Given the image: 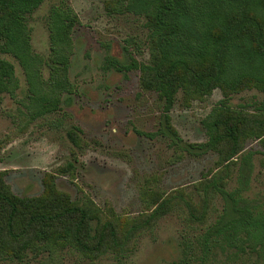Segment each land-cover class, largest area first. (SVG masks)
I'll return each mask as SVG.
<instances>
[{"label":"rangeland","instance_id":"374dc122","mask_svg":"<svg viewBox=\"0 0 264 264\" xmlns=\"http://www.w3.org/2000/svg\"><path fill=\"white\" fill-rule=\"evenodd\" d=\"M110 2L45 0L28 16L32 47L44 58L50 51V11L70 8L77 16L69 66L74 91L61 96L55 112L32 119L35 95L19 64L2 55L14 65L19 89L14 96L0 95V173L16 196L30 198L42 195L44 179L55 174L57 189L74 202L89 199L103 211L113 210L122 234L144 214L143 193L149 189L182 194L199 210L206 200V217L198 213L201 220L193 219L179 201L126 251L99 259L70 247L52 255L29 251L20 258L2 253L0 264H264L261 142L251 134L242 139L244 150L224 181L219 155L192 149L208 141L205 121L214 110L264 113V93L255 88L230 95L220 89L203 96L180 91L168 126L164 101L142 89L141 71L134 68V60L138 66L151 62L146 19L111 11ZM69 164L75 171L57 174ZM213 182H224L223 192L212 188ZM241 218L246 227L215 232Z\"/></svg>","mask_w":264,"mask_h":264},{"label":"trees","instance_id":"16d2710c","mask_svg":"<svg viewBox=\"0 0 264 264\" xmlns=\"http://www.w3.org/2000/svg\"><path fill=\"white\" fill-rule=\"evenodd\" d=\"M110 1L109 9L115 6L111 11L146 19L151 62L138 66L134 60V68L141 71L142 89L156 92L164 101V120L168 126L169 110L180 91L203 96L220 89L230 95L255 88L264 93V0ZM44 2L0 0V95L14 96L19 89L15 67L4 55L19 64L30 92L35 95L33 120L57 111L61 96L74 91L69 66L77 16L70 8L50 11V51L44 58L34 51L27 24L28 16ZM205 128L208 141L190 147L219 155L220 166L224 167L219 177L223 181L237 166L244 150V137L255 136L264 148V113L239 114L227 108L216 109L205 121ZM73 171L75 166L69 164L58 168L57 174ZM4 175L0 173V254L11 258L37 250L52 255L58 248L70 247L99 259L114 250L126 251L135 237L153 228L179 201H184L193 219L201 220L196 215L205 218L207 213L206 200L199 210L182 194L165 195L149 189L143 193L144 214L122 234L113 210L103 211L89 199L74 202L57 189L55 174L47 175L43 194L33 198L16 196ZM203 185L204 182L200 187ZM211 185L219 192L226 186L224 182ZM228 198L235 203L231 194ZM246 221L231 219L215 232L228 233L246 227Z\"/></svg>","mask_w":264,"mask_h":264}]
</instances>
